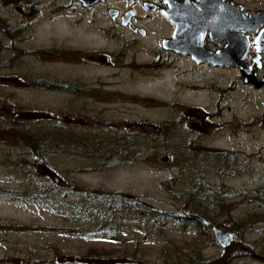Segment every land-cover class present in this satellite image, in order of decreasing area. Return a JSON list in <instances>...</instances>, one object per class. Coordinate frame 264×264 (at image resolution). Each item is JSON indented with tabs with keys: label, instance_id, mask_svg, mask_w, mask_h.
I'll return each mask as SVG.
<instances>
[{
	"label": "rangeland",
	"instance_id": "374dc122",
	"mask_svg": "<svg viewBox=\"0 0 264 264\" xmlns=\"http://www.w3.org/2000/svg\"><path fill=\"white\" fill-rule=\"evenodd\" d=\"M232 1L250 11L264 10V0ZM160 34L151 36L146 45L156 49ZM61 35L67 44L119 49L118 43L104 41L93 31L74 35L66 27ZM134 55L137 61H147V67L133 64L120 69H81L49 62L46 74L27 78L29 87L21 82L12 83L13 76L0 70V118L14 125H30L36 119L53 120L77 133L100 128L107 136L116 133L131 136L134 147H129L128 156L119 155L116 157L119 160H108L109 164L103 167L94 155L57 153L51 156L48 168L40 171L52 179L56 176L62 190L74 189L75 182L122 191L144 198L142 203L151 209L175 214H182L191 198L182 196L185 187L179 181L182 178L170 184L179 165L171 154L184 138L176 132L186 130L187 136L197 131L206 148L236 151L238 173L232 179L207 173L210 189L207 193L219 188L220 200L204 202L198 212L210 214L217 225L234 235L235 241L254 248L251 256L255 257L245 264H264V199H251L256 189H264V87L248 86L236 67L213 68L184 59L175 62L179 67L162 71V64L141 50L128 51L126 61L132 63ZM79 76L86 79L91 89L101 90L99 100L91 96L76 98L60 84L45 89L33 86L42 78L46 85L50 79L53 82L56 79L71 87L72 79ZM192 109H202L207 114L205 119L192 114ZM13 136L0 137V154L4 150L11 152L10 166H4L6 161L0 158V188L22 189L24 193L14 201H0V264H162L166 258L167 264H172L176 256L183 250L188 252L194 243L210 261L222 253L215 239H194L183 231L163 233L151 228L144 233L133 224L122 227L110 239H93L99 224L93 215L88 221L69 216L82 199L58 196L47 202L29 201L32 195L28 190L32 187L26 183L28 177L22 171L28 169L31 156L29 149L12 144L16 141ZM250 152L254 155L255 176L262 177L259 181H253L247 172ZM201 191L206 194L204 187ZM255 197L264 198V192ZM93 211L90 207V212ZM137 214L140 215L139 211ZM96 253L101 259L102 254H107L104 258L107 261H96Z\"/></svg>",
	"mask_w": 264,
	"mask_h": 264
},
{
	"label": "flooded vegetation",
	"instance_id": "af4514ba",
	"mask_svg": "<svg viewBox=\"0 0 264 264\" xmlns=\"http://www.w3.org/2000/svg\"><path fill=\"white\" fill-rule=\"evenodd\" d=\"M243 9L250 11L244 7ZM201 11L199 0H0V70H6L8 75L13 76L12 83L21 82L24 87H29L27 78L46 74L49 62L73 65L81 69H120L133 64L147 67V61H137L136 55L133 56L132 63L126 61L127 52L132 50H141L143 54L151 55L154 62L162 64V71L174 68L177 60L184 62V59L192 60L195 65L239 69L236 64L215 66L206 62L196 63L190 54L183 53L180 49H184L182 42H197L198 36H201L205 50L216 54L227 46L226 38L231 39L233 47V38H238L240 34L249 43L245 51V61L251 66L249 76L255 82H261L264 79V53L256 50L254 40L264 29V24L255 32H239L229 22L223 25V14L217 13L214 7L208 16L202 15ZM218 16L220 24H213V19ZM228 16L229 13L225 15ZM195 20H201V25L189 26ZM66 27L74 35L96 32L102 40L118 43L119 49L110 51L103 46L63 43L61 33ZM159 33L156 49L146 45L151 36ZM172 38H176V42L169 47L165 46L163 41ZM240 73L244 82L241 70ZM62 82L50 80L48 85L57 88V84H60L63 87L65 85ZM244 83L255 89L264 87V84L256 86L250 80ZM71 85L76 92L89 93L88 90H91V85L81 76L72 79ZM33 86L37 89L47 88L42 78L36 80ZM204 149L210 150V154L215 152L218 159L217 178L235 177L240 169L236 151L222 147ZM253 156V152L248 154L247 172L253 181H259L262 177L255 176ZM262 183L264 186V181ZM262 191L264 189L259 188L253 193L261 196ZM255 196L251 199H264Z\"/></svg>",
	"mask_w": 264,
	"mask_h": 264
},
{
	"label": "trees",
	"instance_id": "16d2710c",
	"mask_svg": "<svg viewBox=\"0 0 264 264\" xmlns=\"http://www.w3.org/2000/svg\"><path fill=\"white\" fill-rule=\"evenodd\" d=\"M67 87L63 86L62 89L74 93L76 98L91 96L99 100V97H101L99 94L101 90L91 89L88 90L89 93H82L73 91L72 87ZM47 88L51 87L47 85ZM87 108L84 107V109ZM0 120L3 119L0 118ZM39 120H33L30 125H14L12 121L3 120L6 121L5 123L0 121L1 138L6 139L5 136L15 134L13 138H16V141L12 144L29 149L30 163H28V169L26 167L23 169L25 171H22L28 177L26 183L32 187L31 190H28L29 194L32 195L29 197V201L47 202L50 200L49 198H57L58 196L63 198L71 196L74 199H82L80 205L74 208L70 207L72 210L69 212V216L71 219L88 221L90 216L93 215L94 220L99 222L96 231L92 234L93 239L96 240L110 239L119 234L118 232L122 230V227L129 224H133L135 228L141 229L144 233H147L150 228L158 229L163 233L183 231L194 239L209 238L212 241L215 239L211 235L212 228L217 227L223 230L210 214L204 215L209 222L207 226L191 221L185 216L188 211L198 212L204 202L212 203L214 200H220L219 188L212 189L210 193H207L210 190L207 173L216 177L219 176L217 175L218 168L216 166L218 159L215 152L210 154L209 150L208 155L207 151L203 150L205 144L201 134L197 131H192L193 133L187 136H185L186 130L179 129L176 132L181 135L180 138H184L178 148L174 150V153L171 154L179 165L176 167L178 173L172 175L170 184L182 178L179 180L183 185L185 184L182 196L188 195L191 198L182 209L183 213L175 214L151 209L142 203L141 199L144 198H135L133 195L122 191L103 190L101 187H87L79 183L76 185L75 182H73L74 189L62 190L55 179L50 178L47 173L42 174L40 171L48 168L51 156L57 153H66L72 156L94 155L99 166L103 167V165L109 164L108 160L109 162H114L115 159L119 160V158H116L119 155L128 156V149L130 146L134 147V141L131 136L123 133L107 136L105 130L100 128H87L86 132L77 133L75 129L70 130L65 125L58 124L53 120H46V122ZM24 134L29 136L26 138ZM18 135H21V138L18 139ZM127 145L126 149L125 146ZM163 150H167L165 146H163ZM204 152H206V157H204ZM10 155L11 152L8 150H4L0 154V158L6 161L4 166H10ZM211 160H213L212 163ZM77 187L79 191H75ZM203 187L206 191L204 195L201 191ZM23 193L22 189L0 188V201H14V198H18ZM25 200L27 198L19 201ZM90 207L93 208V212H90ZM213 210L207 209L208 212ZM138 211L140 215L137 214ZM135 214L136 217L133 219ZM185 251L183 250L182 254L179 253L181 255L176 256L172 264H245L249 258L255 257L254 255L251 256L255 252L254 248L235 240L229 248L222 249L220 256L212 261L202 255L197 243H194L188 252ZM102 256L101 259L99 254L96 253V261H107L104 259L107 254H102ZM181 257L184 259L181 260ZM167 262L166 258L162 264H167Z\"/></svg>",
	"mask_w": 264,
	"mask_h": 264
},
{
	"label": "water",
	"instance_id": "95a60500",
	"mask_svg": "<svg viewBox=\"0 0 264 264\" xmlns=\"http://www.w3.org/2000/svg\"><path fill=\"white\" fill-rule=\"evenodd\" d=\"M199 3L202 7V15L209 14L214 7V10H216L217 13L223 14V25L229 22V25L233 26V28L235 30H238L239 32H255L259 26L264 24V10L256 12L244 11L241 4L235 3L230 0H199ZM227 13H229V16L225 17ZM216 22L220 24L219 16L217 17V19H213V24H215ZM197 25H201V20H195L189 24V26ZM226 39L228 40L227 46L223 50L218 51L216 54H212L209 51L205 50L202 45L201 36H198L197 42L191 41L188 44L182 42L181 45L182 47L184 46V49L182 48L180 50L183 53L190 54L192 59L196 63L206 62L215 66H231L232 64H236L243 74L244 82L250 80L251 82L255 83L256 86L264 84V79L261 82L257 83L254 81L252 76H249L251 72V66L248 65L245 61V51L249 43L245 42L240 34L238 38H233V47L231 39ZM176 40V38L165 39L163 43L165 44V46L169 47L172 43H175ZM254 44L258 52L264 53V29H262L257 34L254 40ZM191 113L195 114L198 118H201L205 115V112L202 109H192ZM54 179L55 181H58V178L56 176H54ZM185 216L191 221L201 223L205 226L209 225L207 218L198 212L188 211L185 213ZM212 235L219 247L222 249L229 248L234 241V235L231 232L222 230L217 227L212 228Z\"/></svg>",
	"mask_w": 264,
	"mask_h": 264
}]
</instances>
